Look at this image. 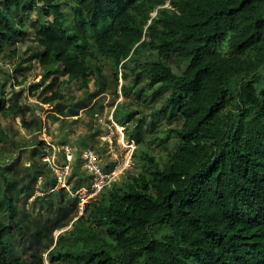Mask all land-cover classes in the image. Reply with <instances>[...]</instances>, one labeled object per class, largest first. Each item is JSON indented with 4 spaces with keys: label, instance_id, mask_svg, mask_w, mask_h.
I'll use <instances>...</instances> for the list:
<instances>
[{
    "label": "trees",
    "instance_id": "trees-1",
    "mask_svg": "<svg viewBox=\"0 0 264 264\" xmlns=\"http://www.w3.org/2000/svg\"><path fill=\"white\" fill-rule=\"evenodd\" d=\"M35 6L47 18L31 21L36 47L29 59L44 69L39 83L62 73L79 83L85 94L69 104L72 110L98 97L89 91L91 78L96 75L100 85L107 64L118 78L130 57L150 51L156 58L143 65L149 87L170 93L158 112L170 124L180 123L167 136L177 140L176 148L162 159L136 149L140 171L88 204L87 220L82 215L66 231L73 244L57 249V239L50 260L264 264V0H0V53L28 35L16 16ZM171 56L181 74L168 63ZM0 96L3 111V85ZM64 100L54 91L44 102L64 111ZM30 109L14 100L7 112L31 130ZM132 115L122 116L118 106L113 112L123 126ZM33 116L40 129L41 117ZM130 136L139 141V133ZM90 142L88 136L80 141L86 147ZM37 151L28 190L42 173L55 185L46 163L35 161ZM7 204L14 208L10 197L0 208ZM10 229L0 221V264H20L10 259Z\"/></svg>",
    "mask_w": 264,
    "mask_h": 264
},
{
    "label": "rangeland",
    "instance_id": "rangeland-1",
    "mask_svg": "<svg viewBox=\"0 0 264 264\" xmlns=\"http://www.w3.org/2000/svg\"><path fill=\"white\" fill-rule=\"evenodd\" d=\"M165 1L169 3V0ZM38 8L35 6L29 12L16 16V21H23L22 26L29 33L25 38L19 36L15 43L5 45L0 53V85H3L6 99V108L0 110V204L4 205V200L10 197L14 207L10 210L7 204L0 208V221L11 228L6 240L10 246L12 261H19L20 264H70L71 260L66 258L52 262L48 250L55 247L57 239V249H65L73 244V238L66 231H71L73 222L82 215L87 220V205L94 201L82 209L79 198L73 193L65 190L52 191L55 188L54 182L45 173L40 174L32 184V190H28L25 184L30 180L32 151L38 150L34 156L35 161L44 165L43 157L56 152L59 160H63L62 148L70 145L76 156L73 176L70 178L74 190L79 176L82 177L81 185H89L91 182L83 167L80 152L85 148L94 149L102 167L108 172L116 173V179L108 186L111 187L115 182L123 183L129 174L140 171L141 160L135 157L136 151L140 150L136 149L150 151L155 157L162 159L168 151L176 148L177 140L167 136L169 129L180 123L170 124L168 116L158 112L170 93L157 94L155 86L149 87V77L143 72V65L156 58V54L150 51L130 57L129 66L119 69L118 78L114 68L107 64L100 85L96 75L91 78L89 91L96 90L98 97L89 107L72 110L69 104L79 101L85 94L79 83L69 82L68 76L63 73L54 74L50 79L39 83L43 80L44 69L37 60L29 59L36 47L31 21L47 18ZM63 10L66 14L70 13L67 6L63 5ZM167 61L181 74L175 56L167 58ZM185 67L186 65L183 66ZM125 74L128 75L127 78L124 77ZM55 77L58 78L56 81ZM35 83L39 85L31 90ZM54 91H61L65 95L67 105L64 111L44 102ZM1 99L2 96L0 101ZM14 100H18L21 105L30 106L27 121L32 125L31 130L23 126L21 117H13L7 112ZM117 106L122 116L129 112L133 114L126 126L113 116ZM33 114L42 119L40 129L33 121ZM132 133H139V141L130 139ZM87 136L91 141L89 147L80 143ZM42 141L45 142L44 145L40 144ZM102 193L94 200L100 199ZM61 221L69 224L60 228L58 225ZM86 223L78 225L86 227ZM39 233L42 234L39 236ZM81 246L82 244L78 248Z\"/></svg>",
    "mask_w": 264,
    "mask_h": 264
},
{
    "label": "built area",
    "instance_id": "built-area-1",
    "mask_svg": "<svg viewBox=\"0 0 264 264\" xmlns=\"http://www.w3.org/2000/svg\"><path fill=\"white\" fill-rule=\"evenodd\" d=\"M64 159L59 160L58 152L54 155H45L43 161L50 169L55 180V190H65L73 193L79 198V204L84 209L86 204L94 200L100 193L116 179L115 171H106L99 162L97 152L94 149L88 148L83 151L81 159L83 167L91 178L89 185H81L76 189H72L70 178L75 161V150L70 145H65ZM51 191V192H52Z\"/></svg>",
    "mask_w": 264,
    "mask_h": 264
}]
</instances>
